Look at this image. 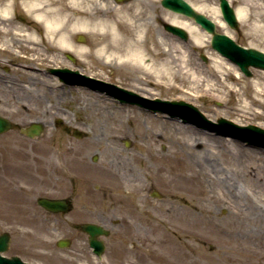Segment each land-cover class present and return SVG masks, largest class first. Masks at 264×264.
<instances>
[{"label": "rangeland", "instance_id": "rangeland-1", "mask_svg": "<svg viewBox=\"0 0 264 264\" xmlns=\"http://www.w3.org/2000/svg\"><path fill=\"white\" fill-rule=\"evenodd\" d=\"M194 1L203 2L202 5L211 10L219 6V0ZM239 1L242 0H230L234 7ZM249 2L248 8L253 12V16L254 13L264 14V0H249ZM15 4L17 7L14 9L19 11L20 20H28L29 17L21 10V2L15 0ZM97 9L99 13L100 9ZM161 13L156 12V14ZM110 15L115 17L124 32L131 34L135 31V25L126 28L120 14L118 16L112 12ZM151 15L146 12L139 13L137 16L139 24H134L139 26L143 22L149 27L148 35H158L160 30L164 31V27L158 21L149 22ZM216 24L218 31L226 32L217 22ZM227 25L226 33L238 43L264 50V30L252 31L250 21L245 24L239 20L237 29ZM197 31L200 38L198 43L192 39L184 41L177 37L179 40L176 44L177 47L183 44L182 52L184 50L187 57V68L198 72L201 77H207L200 86L183 82L181 89L162 85H155L154 89L150 84H143L144 79L140 72L131 73L115 65L103 67L96 61L92 64L81 63L76 59V55H73L75 60L69 59L67 55L57 59L67 61L71 65L76 64V67L82 68L85 72L107 78L139 93L143 87H146L152 89L154 95L159 98L183 99L197 106L213 121L225 117L238 124H256L264 128V94H262L264 70L251 67L252 75L245 76L236 64L212 47L209 33L201 29ZM84 35L85 41H88V36ZM172 40L166 37L163 39L166 44L171 43ZM8 43L17 47L10 40ZM172 43L174 44V41ZM173 52V56L177 57L178 52L176 50ZM202 54L207 60L202 58ZM151 55H147L146 61H150ZM13 56L8 52L3 53L0 49V114L8 117L14 124L13 128L0 133V233L8 231L12 237L6 255L16 254L28 262L39 264H106L105 261L104 263L98 261L91 253L86 236L79 229L72 227V224L92 220L103 223L111 229V234L105 238L109 261L112 260V255L116 254L113 251L116 246L125 245V250H129L132 254L129 245L134 243L140 249L145 246V250L152 255L156 251L158 254L172 251V255L171 247L177 243L185 252V257L178 259L180 264H264V215L258 216L257 210L261 207L255 203L257 201L264 203V196L256 193L261 190L262 182L264 183V167L260 171L262 177L246 174V168L252 166L257 168L264 164L262 162L264 147L247 144L231 137L245 146L259 149L261 152L258 160L231 153L216 144L214 140H208L205 148L198 152L192 148L195 135L186 130V127H196L205 132L212 131L209 128L159 110L155 114L146 106L139 107L128 103L129 106L125 109L110 96L108 99H99L96 96L97 90H92L93 94L86 98L89 103L85 110L78 111L75 105L81 104L78 99L82 96L72 88V85L51 86L39 79L46 73L52 74L49 71L50 66L39 65L38 68L41 69L39 78H30L26 73L32 72H27L18 66L16 64L18 59ZM177 63L175 60V69ZM214 63H219L221 71L231 72L233 76L221 82L216 78L213 79L211 73ZM6 65L9 69L4 68ZM235 68L239 70L241 77L235 76ZM101 70L103 74H99ZM24 80L28 81V84H23ZM209 83H212L216 89L206 91L207 86H212ZM228 86L237 88L236 92H229ZM197 89L204 90L205 94L198 97L195 92ZM244 100L248 101V109L241 105ZM160 114L165 116H159ZM36 117L40 118L45 129L42 135L32 138L22 132V127L24 128ZM135 119L139 120L141 127L137 128L133 124ZM74 128L81 130L82 136H76L73 133ZM212 132L221 138L226 137L221 133ZM92 138L94 142L90 144ZM127 140L130 141L128 145ZM47 147H50L49 152L46 150ZM68 147L79 150L76 155L84 160L82 168L68 164L65 155V149ZM153 150L169 156L183 154L195 163L196 168L215 171L225 181L220 180V184L206 182L207 190L212 192L197 194L202 200L186 190L182 194H177L175 187L172 188V177L170 183H164L160 179L155 181L152 178L155 166L160 169L162 165L161 159L152 154ZM25 152H35L43 159L51 157L54 164L51 167L44 165L36 169L15 168L17 161L27 159L23 154ZM19 154H22V157ZM94 155L97 156L96 161L92 160ZM112 163L121 169L132 170L131 177L139 180L136 183L141 182L140 216L134 215L133 211L126 212L121 207L112 210L107 204L105 206L99 203L109 201L107 189L98 185L97 172L94 171L92 185L85 182L88 181L87 176L91 174L87 172L88 168L99 170ZM236 184H239L237 187L240 194H234L238 193L235 190ZM82 186H88L92 190L93 196L89 200L93 201H87L84 195L77 196L78 192L84 191ZM7 188H13L16 192L10 195L7 193ZM245 190H251L254 198L250 199L244 193ZM101 191L106 193L103 194ZM154 191L159 192L160 195L153 196ZM41 195L71 196L74 200V208L79 210L84 203L90 208L91 204L96 202L98 214L92 216L85 212L86 210H81L83 214L77 220L69 216H52L37 204L36 200ZM103 197L106 199L102 200ZM195 202L203 203L206 208L218 213L219 219L215 220V223L221 227V230L208 231L211 223L205 219L199 218L200 220L194 221L192 212ZM249 204L255 205L256 208L252 209ZM178 208L181 211L179 215L176 213ZM113 220L117 221V224L111 223ZM194 227L198 228L197 231H189ZM64 236L72 237L71 247L56 245V239ZM134 262L138 264V261Z\"/></svg>", "mask_w": 264, "mask_h": 264}, {"label": "bare ground", "instance_id": "bare-ground-1", "mask_svg": "<svg viewBox=\"0 0 264 264\" xmlns=\"http://www.w3.org/2000/svg\"><path fill=\"white\" fill-rule=\"evenodd\" d=\"M0 49L4 52H8L14 55V58H17L16 64L27 72L31 71L32 73H26L31 78H37L39 76V65L46 64L49 67V70L52 68H63L67 67L70 69H78L81 72L82 68L76 67V64H70L67 61L59 60L60 56L64 55H76V59H79L81 63H93L97 62L100 65L109 66L115 65L117 68L126 69V71L140 72L142 78L144 79L143 84H150L155 89V85L167 86L168 88L177 87L181 89L182 83H194L203 85L206 76L201 77L198 72L190 71V68H187V57L182 52V45L179 44L177 47V35L172 31H159L158 35H148L149 27L142 22V25L136 26L135 31L131 34L124 32L125 30L120 27L118 22H116L115 17L111 16L110 13H116L119 16V5L116 3H106L103 4L101 0H19L22 7L21 10L25 13L29 19L20 20L19 11H17L15 0H0ZM232 1V0H231ZM203 2L200 4H194L198 11L204 12L209 16L213 17L215 22L219 24L224 31L227 32V23L221 17L219 8L214 10L207 9ZM250 4L249 0H242L237 2L235 5V11L237 18L247 24L251 21L254 16L253 12L248 8ZM10 7L11 15L5 16L4 12ZM100 9L99 13L98 9ZM15 10V11H14ZM211 11V14L209 12ZM110 12V13H109ZM156 21L159 20L161 23L169 22L171 24L179 25L186 29L192 40L199 42L200 38L198 35V29L200 28L193 18H190L184 14L176 13L164 9L161 14H156L155 12H148ZM263 13L260 14V18H263ZM121 20L126 24V28H132V24L127 18V20ZM119 20V18H118ZM128 21V22H127ZM127 31V30H126ZM164 32V33H163ZM86 34L88 36V41L77 40L79 35ZM165 37L170 40L173 39L174 44H166L163 39ZM12 41L16 44L17 47H14L9 44L8 41ZM179 42V41H178ZM176 47V48H175ZM174 50L178 52L177 57L174 55ZM151 55L150 61H146L147 55ZM75 57V56H74ZM177 63V68L175 69L174 62ZM82 69V70H81ZM236 69L235 76L241 77L239 70ZM54 74V75H52ZM46 73L45 76L39 78L45 84H50L51 86H63L65 84L72 85V88L82 96L81 99H78L81 104L75 105L78 111L84 109L88 105L86 100L91 94L92 90H96L90 85L85 83H67L64 81L59 74L57 73ZM94 76L95 74L87 72ZM99 74H103L102 70ZM212 78L218 79V81H227L233 74L231 72H223L220 70L219 63H214V69H212ZM210 74V75H211ZM31 75V76H30ZM209 75V76H210ZM96 76V75H95ZM107 80V78H104ZM207 80V79H206ZM23 84H28V81L24 80ZM212 86H207V90L216 89L212 83H209ZM229 92H236L235 88L227 87ZM30 90V89H29ZM141 94L149 98L157 97L155 92L152 89L143 87L141 89ZM98 91L99 99H108V94H103ZM261 91V90H259ZM196 95L198 97L203 96L204 90L197 89ZM264 94V92L262 93ZM111 97V96H110ZM116 100L117 99H113ZM119 101V99H118ZM117 101V102H118ZM120 102V101H119ZM242 107L249 108L248 101L244 100ZM128 103H123L122 107L127 109ZM242 107L240 109H242ZM159 116H165L160 114ZM39 117H36L34 122L42 123L39 120ZM155 120V119H154ZM133 124L138 128L141 127V124L138 119L133 120ZM186 130L190 131L194 138V148L195 150H203L209 141L214 140L219 146L226 148L231 153H237L239 156L250 158L252 160H258L259 149L255 147L245 146L243 143L232 139L231 137L221 138L215 135L212 131L205 132L202 129L186 127ZM97 137V135H96ZM94 138V137H93ZM93 138L90 140V144H93ZM98 138V137H97ZM129 141V140H128ZM188 147H191L190 144L185 142ZM49 146V145H48ZM47 152L50 151V147H47ZM78 150V149H77ZM76 149L68 147L65 149V155H67V162L70 165H73L75 168L81 167L84 164V160L77 157ZM79 151V150H78ZM20 153V151H18ZM25 158L22 161H17L15 168L18 169H36L41 166H53L54 162L51 157H46L43 159L35 152H25L23 153ZM152 154L156 157H159L162 163L160 169L155 166L154 173L152 178L160 179L162 182L173 183L175 191L177 194H182L184 190L192 192V195H195L197 199V194H208L212 191L207 190L205 183L211 182L212 184H220L222 179L217 172H209L204 168L195 167V163L187 159L183 154L179 156H169L165 154L157 153L153 150ZM22 157V154H19ZM263 157V156H262ZM264 163V158H262ZM211 163V162H210ZM128 165V164H127ZM260 165V164H259ZM126 167V165H125ZM264 164H261L257 168L249 167L246 168V174L248 176H261V170L263 169ZM82 168V167H81ZM157 169V170H156ZM94 171L97 172L98 185L105 187L109 191V200L111 203L122 202L128 204V206L139 205L140 202V183H136L137 180L135 177H131L132 170H127L126 168L117 167L114 163L110 166H103V169L93 170L91 168L87 169L89 174L88 181L92 182V179L95 175ZM159 182V181H157ZM93 183V182H92ZM230 184V182H229ZM235 185V190H239V187ZM7 193L13 195L16 190L13 188H7ZM257 191V190H256ZM244 193L249 196L250 199H253V192L251 190H245ZM259 195L264 196V183L261 184V190L256 192ZM240 194V191L238 193ZM218 197V196H217ZM218 197V200L221 201V198ZM202 200V198H200ZM199 199V200H200ZM255 202V201H254ZM248 204V202H246ZM257 206L261 207L258 211V216L262 217L264 215V203L261 204L259 201L255 202ZM140 206V205H139ZM252 209H255V205L249 204ZM178 215L181 214L180 209L178 208ZM192 215L194 221L205 219L211 223L208 231H219L221 227L215 223V220L219 219V215L216 211L208 209L205 205L199 204L198 202L194 203V208ZM198 228H191L189 231L195 232ZM173 253H161L158 254L156 251L155 254L147 252L142 256V261L144 264H180L178 259L185 257L184 248L177 244L171 247ZM173 256V257H172Z\"/></svg>", "mask_w": 264, "mask_h": 264}, {"label": "water", "instance_id": "water-1", "mask_svg": "<svg viewBox=\"0 0 264 264\" xmlns=\"http://www.w3.org/2000/svg\"><path fill=\"white\" fill-rule=\"evenodd\" d=\"M163 3L166 5L173 7L177 11L184 13L186 15L191 16L194 18L198 23L201 24L202 28H205L207 31L212 33V46L213 48L217 49L221 54L227 56L230 60L237 63L241 70L244 71L247 75H251L252 72L250 70V66L259 67L264 69V51L254 48V47H245L238 44L232 37H230L226 33H221L216 30V24L213 19L207 17L204 13L196 11L192 6L185 0H163ZM221 8L223 17L225 20L234 28L238 27L237 16H235V10L233 6L230 5L228 0H221ZM167 28L172 30L173 32L179 34L185 38H187V32L181 26L168 24ZM83 39V37H81ZM55 71L59 72L63 78H65L69 82H83L88 80L98 81L88 75L82 74L77 70H72L70 68H60L56 69ZM100 83L107 84L103 81ZM123 93L128 95H134L135 93L130 90L126 89H119ZM136 98H141L137 94H135ZM143 99V98H141ZM155 102L161 103L165 105V108L171 112L174 111H181L187 110L192 112L194 115L198 116L200 120L211 123L216 129H220V131L224 134H230L236 137H240L242 139H249L252 141L253 139L250 138V135H255L262 137L264 139V128L258 127L255 124H248V125H239L232 120H229L225 117L219 118V122L213 123L209 119L205 118L201 111L198 108L188 103L184 100H161L159 98L155 99ZM12 126V123L5 117L0 115V132L9 129ZM44 130V125L38 122H33L29 126L23 129V132L27 133L30 136H38ZM76 135H81L79 130H75ZM249 135V136H248ZM40 203L43 205L52 208L54 205H60L63 207L66 205L64 201L55 200V199H47L41 198ZM82 228L90 233V243L93 246L101 251L103 249V241L97 239V235L107 234L108 230H106L102 225L96 223H84ZM10 235L7 232H4L0 235V252L7 250L9 247ZM60 245H66V241H59ZM0 264H29L23 261L19 256H12L7 257L3 256L0 253Z\"/></svg>", "mask_w": 264, "mask_h": 264}, {"label": "flooded vegetation", "instance_id": "flooded-vegetation-1", "mask_svg": "<svg viewBox=\"0 0 264 264\" xmlns=\"http://www.w3.org/2000/svg\"><path fill=\"white\" fill-rule=\"evenodd\" d=\"M190 2H192V0H188ZM101 2L103 4H106L107 2L109 3H116L117 5H119L118 9L120 10L119 11V14L120 16H122V19H125L127 20V18L129 19V21L131 22V26L134 27L137 26L136 24L134 23H137L139 24V13L141 12H157V11H160L162 12L164 9H167L169 11H173L171 9H169L168 7L164 6L163 3H162V0H101ZM128 22V21H127ZM87 184L89 185H92V182L91 181H85ZM102 187V186H100ZM81 188H84V191L81 192V193H77V196L79 195H84L85 198L87 199V201L91 202L93 200H89V198H91L93 196V193L91 194V189L88 187V186H82ZM105 188V187H104ZM107 189V188H106ZM102 192V191H101ZM103 194H105L104 192H102ZM96 194V193H94ZM97 195V194H96ZM47 196V195H46ZM49 197H54V198H65L68 203H69V206H68V211H62V210H59V211H51L47 208H45L44 206L42 205H38L41 206L43 208V210H45L47 212V214L49 213V215H52V216H69L71 217L72 219L74 220H77L81 214H83L82 212H80L81 210H86L85 212H87L89 215H92V216H96L98 214V207H97V203L94 202L91 204V207L89 208L88 204L87 203H84L82 207H80V210L79 209H75L74 208V200H73V197L71 196H55V195H48ZM47 196V197H48ZM107 197H108V203L106 202H103V201H100L99 203L100 204H104L106 206V204L108 206H110V208H112V210H115L117 207H121L123 208L126 212H135L134 215H137V216H140V214L142 213V208H140V202H139V205L137 204L136 206L134 205L133 207L131 206H128V204H124L122 202H116V203H111V201L109 200V191L107 189ZM98 198V197H97ZM97 198H94L95 200H98ZM106 198H102V200H105ZM137 218V217H135ZM111 223L113 224H117V221L113 220L111 221ZM72 227H74L75 229H80V224L79 223H75V224H72ZM85 236H86V241L88 243V235L81 231ZM70 243L72 244L73 243V239L70 238ZM119 248L120 250H118L117 248ZM114 247L115 249H113V251L116 253L114 255H112V260L109 261V254H108V251H107V245L105 246V251L103 253V256L100 260L101 263H105L106 264H136L134 261H138V264L141 263V264H144V262L141 260L142 259V256L146 254V250H145V246H142L143 248H139V246H137V244H134L132 243V245H129L130 249H132V254H130V251L128 250H125L126 247L125 245L124 246H116ZM111 247H109L110 249ZM107 252V253H106ZM91 253L94 255V257L96 259L97 256L96 254L93 252V250H91ZM107 258V260L105 259ZM130 260H132L130 262Z\"/></svg>", "mask_w": 264, "mask_h": 264}, {"label": "clouds", "instance_id": "clouds-1", "mask_svg": "<svg viewBox=\"0 0 264 264\" xmlns=\"http://www.w3.org/2000/svg\"><path fill=\"white\" fill-rule=\"evenodd\" d=\"M4 15L6 17L11 15L10 7L5 10ZM250 28L254 32L264 30V19L260 18V13H254V18L250 21Z\"/></svg>", "mask_w": 264, "mask_h": 264}]
</instances>
